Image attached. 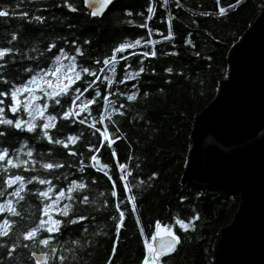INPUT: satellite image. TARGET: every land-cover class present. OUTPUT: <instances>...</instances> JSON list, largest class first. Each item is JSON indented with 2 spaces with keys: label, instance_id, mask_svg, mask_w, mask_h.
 I'll list each match as a JSON object with an SVG mask.
<instances>
[{
  "label": "trees",
  "instance_id": "obj_1",
  "mask_svg": "<svg viewBox=\"0 0 264 264\" xmlns=\"http://www.w3.org/2000/svg\"><path fill=\"white\" fill-rule=\"evenodd\" d=\"M262 2L263 0H241V3L236 5L235 0H219L218 5L217 0H168L165 8L160 6L158 0H153L154 13L153 18L149 20V27L153 29L152 39L160 43L150 47L156 50L157 57L145 60L148 71L142 74L138 84V102L129 103L117 98L118 102L126 105V115L123 118L117 117V123L121 134L127 136V141H118L114 145L118 160L127 163L135 176L150 183L152 187L145 186L140 192L133 188L137 196L138 215L133 216L130 210L126 211L112 264H140L144 250L140 229L136 225L137 219L148 239L157 219L170 224L180 238L176 251L162 258L164 264H212L213 247L218 233L231 222L238 209L239 198L225 190L207 191L196 185H182L181 180L190 151L194 118L216 96L219 82L226 78L228 73V53L259 15ZM62 3L63 0H24L22 4L20 0H0V9L9 10L10 15L12 12L18 14L28 11L45 15L49 20L47 25L38 26L22 21L18 16L10 20L0 18V45H6L13 27L18 29L22 38L17 47L30 54L33 59L17 56V61L30 67H43L50 63V57L56 52V49L47 51L46 44L55 43L57 47L71 50V45L63 44L62 38L69 41L76 39L80 43L89 39L91 43L84 46L86 57L83 58L84 63L88 64V57L102 58L110 54L111 49L124 39L146 37L148 34L147 29L138 27L148 15L147 0H117L102 19L91 18L82 0H76V13H68L66 9L56 7ZM228 5L232 7L229 8ZM219 7L226 9L225 15H219ZM128 12L132 15H127ZM202 12H208L209 15L203 16ZM53 16L68 17L75 27H60L52 22ZM169 26L173 31V38L164 41L162 36L167 34ZM185 40H191L195 47L185 44ZM173 44L175 48L172 47ZM31 49L36 51H30ZM172 51L177 52V56L163 54ZM194 52H199V56L194 55ZM137 59L139 58H132L133 67L136 66ZM123 63L122 61L121 64ZM165 68H172L173 72L167 73ZM131 83L133 82H129L127 86L120 85V88L129 90ZM145 91L149 93L147 98L143 97ZM8 115L11 117L10 113ZM60 127L64 134L84 133L75 150L87 163L90 153L86 150V144H97V138L84 126H65V122L61 121ZM29 137L30 134L17 133L10 136L7 143L13 147H19L20 142L29 145L35 157L33 167L41 177L54 179L56 174H61L67 175L69 180L84 178L89 184L88 194L97 200L95 205H75L76 214L85 215L89 219L70 226L67 229L68 234L60 243L68 241L66 247H72V239L80 241V244L75 246V264H106L112 240L115 239L114 226L108 219L112 204L110 185L106 177L94 169H87L84 174L77 172V158L67 156L59 146L47 145L46 142ZM2 146H5V141L0 138V147ZM62 153L64 154L61 155ZM98 155L102 163H112L107 147L102 148ZM129 156L131 159H126ZM51 160H59L73 166L66 167L59 173H45L39 169L40 163ZM136 164L140 167L136 168ZM109 171L110 174L115 171L114 164ZM153 172L158 174L157 179L149 181L148 177ZM22 174L28 176L33 173ZM114 178L118 179V176ZM92 179H97L98 183L91 184ZM62 182L63 180H54L57 187ZM28 187L35 192L41 186ZM101 192L105 193L104 197L99 196ZM105 199L109 200L107 208L103 206ZM39 207L37 197L29 194L21 210L23 219L15 218L17 223L10 237L0 238V264H35L32 255L41 253V246L37 244L23 248L20 245L22 232L39 219ZM194 214L199 216V219L194 221V231H181L171 219L174 216L187 222ZM82 226L88 228V232H82ZM14 242L15 251L9 257L5 247L12 248ZM52 259L49 257V261ZM69 259L71 260V257Z\"/></svg>",
  "mask_w": 264,
  "mask_h": 264
},
{
  "label": "snow or ice",
  "instance_id": "obj_2",
  "mask_svg": "<svg viewBox=\"0 0 264 264\" xmlns=\"http://www.w3.org/2000/svg\"><path fill=\"white\" fill-rule=\"evenodd\" d=\"M23 2L24 0H20L21 4ZM83 2L91 9V16L96 17L111 0H83ZM158 2L160 6L167 7L168 0H158ZM240 3L241 0H235L236 5ZM217 4L219 5V0ZM56 7L66 9L68 13L78 11L76 0H63V3ZM228 7L231 8L232 5ZM146 10L148 15L143 23L138 25L147 29L146 37L124 39L111 49L110 54L102 58L88 57V64L84 63L83 58L86 57L84 46L91 43L89 39H84L80 43L76 39L69 41L62 38V43L70 44L71 50H66L62 46L57 47L55 43L46 44L47 51L56 49V52L50 57V63L43 67H30L17 61V56L22 59H33L30 54L22 52L17 47L22 38V33L18 29L13 27L6 45H0V138L5 141V146L0 147V238L10 237L17 223L15 218L23 219L21 210L28 195H35L40 204L39 219L22 232L20 245L23 248L37 244L41 246V255L35 258V264H65L66 261L68 264H75L77 253L75 246L79 245L80 241L72 239V247H66L68 241L61 244L60 240L68 234L67 229L70 226L89 219L85 215H77L75 205L77 203L85 206L95 205L97 200L88 194L89 184L84 178L69 180L67 175L61 174H56L54 179H49L48 176L41 177L33 167L35 164L33 149L23 142L19 143V147H13L12 144L7 143L10 136H15L17 133L30 134V139L46 142L47 145L54 147L59 146L64 149L67 156L77 158V172L84 174L87 169H94L103 173L110 185L112 208L108 219L114 226L115 236L106 264H112L117 241L126 219V211L130 210L133 216L138 215L137 196L133 188L140 192L145 186L152 187L150 183L135 176L127 163L118 160L114 147L118 141H127V136L121 134V128L117 123V117H125L126 105L118 102L117 98L129 103L138 102L140 96L138 84L142 74L148 71L145 60L157 57L156 50L150 47L160 43L152 39L153 29L149 27V20L153 18L154 13L153 0H147ZM225 12L224 7H219V15L223 16ZM127 15L131 16L132 13L128 12ZM201 15L208 16L209 13L202 12ZM17 16L22 21L35 23L38 26L49 23L45 15L32 14L28 11H21L18 14L12 12L10 15L9 10L0 9L2 19L10 20ZM69 19L53 16L52 22L60 27L66 25L69 29L74 28L75 25L70 23ZM171 38L173 31L169 26L167 34L163 35L162 39L168 41ZM184 42L195 47L191 40ZM172 47L175 48V44ZM137 49L142 50L137 52ZM163 54L177 56L175 51ZM193 54L199 56V52ZM135 57L139 59L133 67L132 58ZM164 71L171 74L173 69L165 68ZM129 82H133L129 90L120 88V85L127 86ZM148 95L147 91L143 92V97L147 98ZM9 113L12 114L11 117ZM61 121L65 122V126L69 124L84 126L97 138V144H86V150L90 153L87 156V163L75 150L84 133L64 134L60 127ZM104 147L108 149L111 164L102 163L98 155ZM126 159L130 160L131 157ZM112 164L115 166V171L110 174L109 169ZM72 166L59 160H51L40 163L39 169L45 173H59L60 170ZM135 167L139 168L140 165L136 164ZM23 172L33 174L25 176ZM157 175L156 172L151 173L148 180L157 179ZM117 176L118 179L114 178ZM54 180H63V182L57 187ZM90 183L95 185L98 181L92 179ZM35 185L41 187L33 192L28 186L35 187ZM99 196L104 197L105 193L101 192ZM108 205L109 200L105 199L103 206L107 208ZM171 219L181 231L187 232L195 230L194 221L198 220L199 216L194 214L187 222L174 216ZM136 225L143 239L144 254L140 264H164L162 258L174 253L180 244V238L174 233L173 228L170 224L157 219L148 239L140 226L139 219L136 220ZM81 231L86 233L88 228L82 226ZM5 251L11 257L15 251V242L12 248L5 247ZM49 257L53 259L49 261Z\"/></svg>",
  "mask_w": 264,
  "mask_h": 264
},
{
  "label": "water",
  "instance_id": "obj_3",
  "mask_svg": "<svg viewBox=\"0 0 264 264\" xmlns=\"http://www.w3.org/2000/svg\"><path fill=\"white\" fill-rule=\"evenodd\" d=\"M116 1L91 17L103 18ZM227 62L216 96L194 118L181 184L239 198L218 233L212 264H264V0ZM40 255H32L34 262Z\"/></svg>",
  "mask_w": 264,
  "mask_h": 264
},
{
  "label": "crops",
  "instance_id": "obj_4",
  "mask_svg": "<svg viewBox=\"0 0 264 264\" xmlns=\"http://www.w3.org/2000/svg\"><path fill=\"white\" fill-rule=\"evenodd\" d=\"M82 1H83V0H82ZM115 3H116V2H115ZM115 3H114V4H115ZM114 4H113V5H114ZM83 5H84V4H83ZM113 5H112V6H113ZM112 6H111V7H112ZM84 8H85V7H84ZM109 10H110V9H109ZM88 12H89V11H88ZM89 14H90V12H89ZM106 14H107V13H106ZM90 16H91V14H90ZM103 17H104V16H103ZM91 18H92V17H91ZM93 19H98V18H93ZM101 19H102V18H101ZM11 115H12V114H11Z\"/></svg>",
  "mask_w": 264,
  "mask_h": 264
}]
</instances>
